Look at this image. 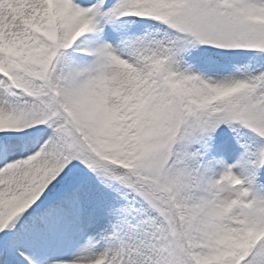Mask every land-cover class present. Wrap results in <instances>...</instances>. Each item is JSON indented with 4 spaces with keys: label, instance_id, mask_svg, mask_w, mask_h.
Returning <instances> with one entry per match:
<instances>
[{
    "label": "snow or ice",
    "instance_id": "6c2138e0",
    "mask_svg": "<svg viewBox=\"0 0 264 264\" xmlns=\"http://www.w3.org/2000/svg\"><path fill=\"white\" fill-rule=\"evenodd\" d=\"M0 264H264V0H0Z\"/></svg>",
    "mask_w": 264,
    "mask_h": 264
}]
</instances>
